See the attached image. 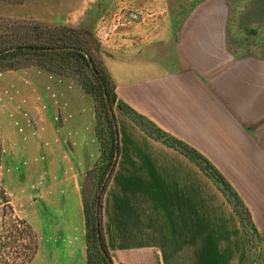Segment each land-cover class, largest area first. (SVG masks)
Segmentation results:
<instances>
[{
  "label": "crops",
  "instance_id": "crops-1",
  "mask_svg": "<svg viewBox=\"0 0 264 264\" xmlns=\"http://www.w3.org/2000/svg\"><path fill=\"white\" fill-rule=\"evenodd\" d=\"M245 13L248 26L264 25V0ZM225 16L223 8H198L177 41L113 50L104 66L120 101L223 176L264 240V60L228 57ZM114 114L120 153L102 201L114 264H244L240 223L212 181L120 110ZM77 146L81 152L83 143Z\"/></svg>",
  "mask_w": 264,
  "mask_h": 264
},
{
  "label": "rangeland",
  "instance_id": "rangeland-1",
  "mask_svg": "<svg viewBox=\"0 0 264 264\" xmlns=\"http://www.w3.org/2000/svg\"><path fill=\"white\" fill-rule=\"evenodd\" d=\"M253 1L0 0V18L86 28L100 44L105 65L113 50L177 41L198 8H223L228 57L246 63L264 60V25L248 26L245 13ZM96 125L93 100L76 79L33 67L0 73V189L31 227L36 248L23 264H86L87 238L94 251L82 210L83 201L91 209L106 179L96 130L105 136L107 128ZM79 197L82 204H73ZM247 240L244 264L254 253L253 239Z\"/></svg>",
  "mask_w": 264,
  "mask_h": 264
},
{
  "label": "trees",
  "instance_id": "trees-1",
  "mask_svg": "<svg viewBox=\"0 0 264 264\" xmlns=\"http://www.w3.org/2000/svg\"><path fill=\"white\" fill-rule=\"evenodd\" d=\"M101 54L100 44L86 28L52 27L32 21L0 18V73L33 67L76 79L93 100L96 126L103 122L107 128L105 136L96 130L100 159L107 161L103 171L106 179L103 187H99L97 199L91 209L83 201L85 226L88 229L91 225L94 250L90 251L87 238L86 264H114L103 230L102 201L120 153L115 109L120 110L147 137L192 161L212 181L238 218L246 249L248 236L253 239L254 253L249 264H264L263 240L248 209L232 187L202 155L168 135L118 99ZM0 200L3 202L0 204V264L29 263L36 249L33 231L26 221L16 215L10 199L2 189Z\"/></svg>",
  "mask_w": 264,
  "mask_h": 264
}]
</instances>
